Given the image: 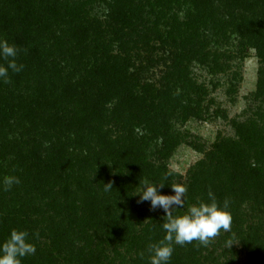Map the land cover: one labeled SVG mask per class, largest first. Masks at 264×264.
I'll list each match as a JSON object with an SVG mask.
<instances>
[{
	"label": "trees",
	"instance_id": "1",
	"mask_svg": "<svg viewBox=\"0 0 264 264\" xmlns=\"http://www.w3.org/2000/svg\"><path fill=\"white\" fill-rule=\"evenodd\" d=\"M10 1L0 0L8 3L0 31L11 35L19 27L25 29L8 39L21 49L17 62L25 68L12 75L16 78L11 84L0 82V184L6 175L19 176L21 184L8 192L0 190V244L13 229L26 230L37 251L23 264H149L148 245L166 235L164 213L150 210L149 203H138L136 186L143 179L164 182L162 194L170 195V185L179 176L168 170L166 162L181 137L171 132L169 123L177 116L199 120L207 95L192 79L191 68L198 63L212 72L221 69L220 55L211 49L209 37L214 38L213 46L238 34L243 47L258 43L264 57V23L251 17L258 10L264 12V1L188 0L193 9L185 23L172 25L171 50L166 51L172 66L158 84L143 79L147 66L140 59L136 65L131 51L139 45L149 47L147 35L153 25L145 18L146 9L162 0H15L20 5L17 11ZM102 4L109 8V27L116 34L110 41L104 25L95 27L84 19L87 9L95 12ZM46 11L47 16L42 13ZM65 17L76 22L73 29L67 23V35L74 38L69 43L87 52L95 49L96 90L81 70L77 79L66 78L56 61L42 54L47 48L40 45L49 37L57 41L50 50L62 44L52 20ZM77 21H84L85 30ZM57 32L63 41L68 39L64 31ZM115 42L121 45V55L110 56ZM11 86L20 96L5 99ZM65 93L89 98L95 117L86 122L88 107L81 115L76 102L64 101ZM112 94L118 97L111 111L105 101ZM9 103L17 111H11ZM252 123L240 127L246 136L243 142L216 145L205 155L183 184L188 188L185 207L174 213L184 215L189 206L207 201L211 188L221 204L230 200L234 227L207 247L195 241L175 245L171 264H264V134ZM136 128L144 130L141 138L134 139ZM160 137L164 142L153 145ZM110 182L113 190L105 193L103 184ZM238 237L241 249L235 244L226 247L229 239L237 243Z\"/></svg>",
	"mask_w": 264,
	"mask_h": 264
},
{
	"label": "rangeland",
	"instance_id": "2",
	"mask_svg": "<svg viewBox=\"0 0 264 264\" xmlns=\"http://www.w3.org/2000/svg\"><path fill=\"white\" fill-rule=\"evenodd\" d=\"M14 1L15 0H11L10 3L14 4ZM7 4L8 3L0 2V26H2L3 17L6 15ZM14 5L17 11L20 5L18 3ZM91 9L90 7L85 12V21L88 22L89 25L95 27L104 25L105 30L107 28L106 37L109 38L108 40L115 39L116 34L112 31V28L109 27V22H111V19L107 16L110 13L109 8L102 4L94 9L95 12H92ZM192 9L193 6L188 0H162L150 6V11L149 8L146 9L145 18L149 22V25H153V30L147 35L151 39L149 40V47L145 49L142 45H139V49H133L131 54L136 65L138 64L137 60L140 59L142 65L147 66L145 73L141 76H144L143 79H146L148 83L158 84L162 79L163 73L167 71V67L172 66L171 59H168L169 53H166V51L171 50L170 44L173 41L172 38H169V33L172 31L173 23L176 21L185 23L187 21L186 17ZM43 11H45V9ZM42 13L47 16V11ZM37 16L45 20L42 14H38ZM261 16H264L262 10H258L256 14H254V12L251 13L253 19L257 18L259 22L264 23V17ZM52 22L54 33L58 37L59 43L62 42V44H57L58 47L50 50V47L57 41L49 37L50 40L46 39L44 41L45 44H43V46L40 45V47L47 48L45 53L42 49V54L44 56L50 55V58L55 60L59 65L58 69L63 70L62 74L66 78L72 80L77 79L76 77L78 74L80 75L79 71L81 70V76L86 79L88 78L90 84L93 83L98 74V66H94L96 60L95 58L93 59L95 49H91V51L87 52V49H80L74 42H72L73 44L69 43L74 40V38H72L71 35H67V23L70 24L72 29L76 28V22L71 18L65 17L62 21H54L53 19ZM78 24L82 30H85L84 21ZM256 25L259 26V24H255L253 28L257 29ZM58 29L64 31V34L67 35L66 37L69 39H67L68 42L60 38V32L56 33ZM24 30V28L19 27L14 32L15 34L11 35L0 31V38L8 40L11 36L17 33L20 34ZM259 37L262 38V34L259 35ZM145 39L144 37L143 46ZM209 39H211V49L216 51L217 56L220 55L218 61L221 69L212 72L211 68L198 63H194L191 68L192 79L198 86L204 88L207 95L201 103L202 117L199 120L191 116L185 121L182 118L179 119L177 116L169 123V125H171V132L181 137L180 145L166 162L168 170L179 176L175 179L173 185H178V183L182 185L186 184L193 169L205 159V155L208 152L215 150L214 146L231 143L233 141L238 143L243 142L246 136L241 134V126L248 127V125L253 122L252 124H257L264 134V87L260 89L261 84L264 82V57L262 48L257 46L258 43L257 45L254 43L243 47L241 44V37L238 34H231L227 43L221 40V43L213 44V46L212 39L214 38L209 37ZM219 39V37H216V40ZM76 41L77 40H75V42ZM73 45L76 48L72 49L70 47ZM120 46L118 42L112 43L110 56L117 54L121 55ZM60 50H62L63 53H61ZM85 55H87V57H84ZM81 56L83 57L82 59ZM140 57H142V59ZM148 57L149 59H147ZM80 65L82 67H80ZM131 72H133V70ZM13 77L14 79L16 78L15 76H11V78ZM76 81L77 80H75V82ZM90 84H88V86ZM63 89L66 90L67 88L64 87ZM96 89V85L94 84L92 90ZM6 92L8 95L6 94L5 99L12 97L18 98L20 96L18 88L12 86L7 89ZM69 94L65 93L64 101L66 100L71 103L76 102V104L73 103L74 107L76 109L78 108L81 115L85 111L84 108L88 107L87 112L84 113L86 122L91 119V117H95L93 114L94 110L92 109L93 105L89 98L81 97L82 94L78 95L79 93L71 96ZM112 96L109 102L105 101L107 109L111 111L116 108L118 97L117 94H112ZM194 97L196 98V96ZM79 103L82 104V107H79ZM8 108L11 111H17L16 107H10V103L8 104ZM50 110L51 106L47 108L46 112ZM88 112L89 114H87ZM7 113L11 112L8 111ZM115 126H118V124H112L113 128H116ZM107 128L109 127L106 126V129ZM143 135L144 130L136 128L134 139H137V137L141 138ZM163 142V138L160 137L159 140L153 142V145L157 143L161 145ZM139 186L140 184H138L136 188L140 192L141 189ZM172 194L174 193H172L170 189V195ZM246 205L247 204L244 205L245 209L249 207ZM148 222V220H145V223ZM234 225L235 223L232 222V228ZM136 228L138 231L140 230L138 226ZM235 247L241 249L239 237L237 243H235Z\"/></svg>",
	"mask_w": 264,
	"mask_h": 264
},
{
	"label": "clouds",
	"instance_id": "3",
	"mask_svg": "<svg viewBox=\"0 0 264 264\" xmlns=\"http://www.w3.org/2000/svg\"><path fill=\"white\" fill-rule=\"evenodd\" d=\"M21 49L10 44L8 40L0 38V82L11 84V76L21 73L25 65L17 62ZM164 176V180L170 177ZM21 184L16 175H6L0 184V190L11 191L14 186ZM104 192L113 190L112 183L103 184ZM138 203H149L150 210H162V228L166 235L163 240L148 245L149 264H171L175 245L184 247L194 241L207 247L221 232H231L233 217L229 211L230 200L225 198L223 203L217 200L216 194L211 190L207 192V201L200 200L188 207L184 215H174L176 209H183L188 200V188L184 185H170L172 195L162 194L164 182L152 183L148 180L140 181ZM37 238L38 233L34 234ZM235 244L232 239L226 242V247ZM36 246L30 242L29 232L13 229L9 238L0 244V264H23V259L36 254ZM143 253H140L143 259Z\"/></svg>",
	"mask_w": 264,
	"mask_h": 264
}]
</instances>
